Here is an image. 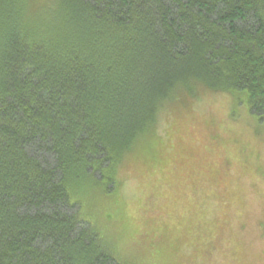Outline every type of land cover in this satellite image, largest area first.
Masks as SVG:
<instances>
[{
    "label": "trees",
    "instance_id": "1",
    "mask_svg": "<svg viewBox=\"0 0 264 264\" xmlns=\"http://www.w3.org/2000/svg\"><path fill=\"white\" fill-rule=\"evenodd\" d=\"M0 0V264H121L81 215L196 85L264 118V0ZM240 102V99H237Z\"/></svg>",
    "mask_w": 264,
    "mask_h": 264
},
{
    "label": "rangeland",
    "instance_id": "2",
    "mask_svg": "<svg viewBox=\"0 0 264 264\" xmlns=\"http://www.w3.org/2000/svg\"><path fill=\"white\" fill-rule=\"evenodd\" d=\"M241 95L178 90L115 190L84 182L81 215L121 264H264V118Z\"/></svg>",
    "mask_w": 264,
    "mask_h": 264
}]
</instances>
